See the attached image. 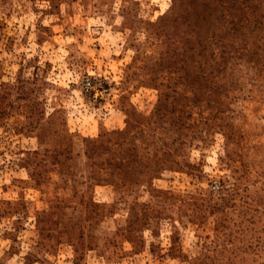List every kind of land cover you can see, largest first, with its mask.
I'll return each mask as SVG.
<instances>
[{"label":"rangeland","instance_id":"374dc122","mask_svg":"<svg viewBox=\"0 0 264 264\" xmlns=\"http://www.w3.org/2000/svg\"><path fill=\"white\" fill-rule=\"evenodd\" d=\"M0 264H264V0H0Z\"/></svg>","mask_w":264,"mask_h":264},{"label":"built area","instance_id":"2783aa9c","mask_svg":"<svg viewBox=\"0 0 264 264\" xmlns=\"http://www.w3.org/2000/svg\"><path fill=\"white\" fill-rule=\"evenodd\" d=\"M82 88H83L84 91L90 90L91 83H90V81L87 78H85L84 80H82Z\"/></svg>","mask_w":264,"mask_h":264}]
</instances>
